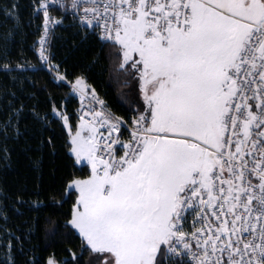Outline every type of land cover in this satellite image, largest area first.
I'll use <instances>...</instances> for the list:
<instances>
[{
  "label": "snow or ice",
  "instance_id": "obj_1",
  "mask_svg": "<svg viewBox=\"0 0 264 264\" xmlns=\"http://www.w3.org/2000/svg\"><path fill=\"white\" fill-rule=\"evenodd\" d=\"M50 3L135 84L131 124L52 64L62 20ZM36 11L40 56L81 103L75 126L54 106L82 165L59 202L80 242L71 264H264V0H43Z\"/></svg>",
  "mask_w": 264,
  "mask_h": 264
},
{
  "label": "trees",
  "instance_id": "obj_2",
  "mask_svg": "<svg viewBox=\"0 0 264 264\" xmlns=\"http://www.w3.org/2000/svg\"><path fill=\"white\" fill-rule=\"evenodd\" d=\"M40 2L0 0V264H48L52 257L71 264V253L80 250L79 240L62 227L71 204L59 202L65 179L82 165L73 167L66 126L54 114V106L66 110L75 126L79 102L40 62ZM109 51L69 20L52 42L61 71L71 80L84 77L110 108L126 116L140 96L134 83H125ZM93 259L90 254L79 264Z\"/></svg>",
  "mask_w": 264,
  "mask_h": 264
},
{
  "label": "built area",
  "instance_id": "obj_3",
  "mask_svg": "<svg viewBox=\"0 0 264 264\" xmlns=\"http://www.w3.org/2000/svg\"><path fill=\"white\" fill-rule=\"evenodd\" d=\"M42 2H43V0H41L40 3H42ZM65 2L70 4L71 0H65ZM37 13H41L42 16H43L42 32H41V36H40V39H41V38L43 37V35H44V21H45V17H44V15H43L42 12H37ZM50 15H51L53 21H55V19H61V20H62V23H61V24L56 25L54 28L50 29V37H49V40H48L47 45H46L47 50H48L46 54L49 56V59L51 60V62H52L53 65H58V63H56V62L53 60V58H52V42H53V38H54V36H55V33H56L57 29H58L60 26H62V25L65 23L66 20H69V21H72V22H74V21H73V19L71 18V16H70V15H69V14H68L63 8H61V7L59 6V3H58L57 5H52V4L50 3ZM40 39H39V41H40ZM39 41H38V42H39ZM37 52H38L39 59H40L41 63L43 64L44 68L47 69L49 72H51V73L54 75V77L57 79V77H56V71H55L52 67H49V63H48V61L45 60L44 58H42V57L40 56V45H39V43H38V46H37ZM60 72H61L63 75H65V73H64L63 71H61V69H60ZM65 76H66V75H65ZM66 77H67V76H66ZM57 80H58V79H57ZM67 80H68V81H71V82H73V83H74V81H75V80H71V79H69L68 77H67ZM61 82H63V81H61ZM63 83H65V84L69 87V89H70V94H71L72 96L76 97L77 100H78V102H79V107H78V112H77V113H78V116H79V109L81 108V103H80V100H79V94L73 92L72 88L69 86L68 83H66V82H63ZM99 96H100L102 99H104L101 95H99ZM104 100H105V99H104ZM105 102H106V100H105ZM106 104H107V102H106ZM107 106H108V104H107ZM108 108H109L113 113H115L116 116H118V117H123L125 120L128 121L129 124H131V119H130V118L135 114L134 111H132L131 113H129V115H126V116H125V115H121V114H119L118 112H116L115 110H113L112 108H110L109 106H108ZM122 131H123V129H122ZM124 134H125V136L127 135V133H124Z\"/></svg>",
  "mask_w": 264,
  "mask_h": 264
},
{
  "label": "rangeland",
  "instance_id": "obj_4",
  "mask_svg": "<svg viewBox=\"0 0 264 264\" xmlns=\"http://www.w3.org/2000/svg\"><path fill=\"white\" fill-rule=\"evenodd\" d=\"M91 264H96L95 258L91 261Z\"/></svg>",
  "mask_w": 264,
  "mask_h": 264
},
{
  "label": "bare ground",
  "instance_id": "obj_5",
  "mask_svg": "<svg viewBox=\"0 0 264 264\" xmlns=\"http://www.w3.org/2000/svg\"><path fill=\"white\" fill-rule=\"evenodd\" d=\"M41 62V61H40ZM42 64V63H41Z\"/></svg>",
  "mask_w": 264,
  "mask_h": 264
},
{
  "label": "crops",
  "instance_id": "obj_6",
  "mask_svg": "<svg viewBox=\"0 0 264 264\" xmlns=\"http://www.w3.org/2000/svg\"><path fill=\"white\" fill-rule=\"evenodd\" d=\"M79 123V122H78Z\"/></svg>",
  "mask_w": 264,
  "mask_h": 264
}]
</instances>
